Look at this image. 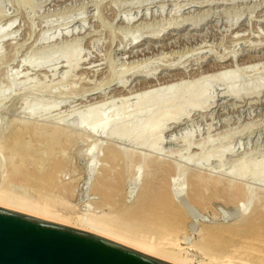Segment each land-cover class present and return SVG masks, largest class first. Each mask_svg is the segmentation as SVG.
I'll return each mask as SVG.
<instances>
[{
  "label": "rangeland",
  "instance_id": "1",
  "mask_svg": "<svg viewBox=\"0 0 264 264\" xmlns=\"http://www.w3.org/2000/svg\"><path fill=\"white\" fill-rule=\"evenodd\" d=\"M72 51L76 52L74 56L69 55ZM220 69L232 70L234 75L224 80L210 79V74ZM176 76L180 78L175 79ZM204 76L208 78L205 80ZM164 78L167 81L181 79L174 85L177 89L187 80L189 85L197 81L195 90L207 89L197 101L202 107L189 106L186 115L184 113L180 120L169 121L164 131L157 133V137L160 136L156 150L160 157L176 161L175 165L182 170L172 183L174 201L177 199L187 215L182 238L201 243L206 230L215 225L232 226L233 230L243 232L240 225L242 222L243 227L245 225L244 216L249 212L254 215L251 210L257 209L258 202L264 204V182L258 179L264 175V0H0V141L6 138L2 143H7L6 146L0 144V179L9 173L17 157L6 149L9 136L19 134L25 140L20 136L21 144L27 141L24 145L42 148L46 139L39 132L54 127L50 124L56 125L61 120L66 129H71L86 108L96 107V101L100 105L99 100L108 103L102 110L109 111L113 105L131 110L139 100L143 83L150 79L153 84L163 85L167 82ZM197 78L204 80L200 83ZM229 91L236 93L232 95ZM31 105L49 108L40 115H32ZM153 116L157 117L158 113ZM140 119L144 125V117ZM25 122L31 123L28 126L34 123V129L31 126L28 129ZM31 129L35 130V135L29 131ZM75 130H70L73 140L62 147L63 154H60L64 166L59 174L54 172L57 177L53 173L45 174L46 162L38 163L31 179L11 177L12 186L22 185L19 189L28 193H34L32 188L47 192L44 183L49 179L51 182H46L50 186L48 193L54 190L53 194L63 196L60 187L65 182L73 187V192L64 196L77 207L90 211H114L118 206L134 204L147 176L146 166L136 167L135 172L129 168L122 190L119 188L123 193L117 192L111 200L112 205L109 199L105 206L100 204L101 192L91 184L95 183L93 178L96 179L98 165L103 163L100 160L103 146L101 148L95 141L101 134L92 132V137L87 131L88 138L96 137L90 138V143L87 137L86 141L81 138L85 137L86 130L80 129L82 133L78 137L75 135L79 130ZM121 130L122 127L117 131ZM116 139H113L114 144L120 143L122 151L125 148L129 151L130 147L145 155L150 151L146 144L155 141L153 135L148 138L149 143L134 146L131 139ZM194 159H198V164L206 161L202 166L206 170L197 167ZM130 163L128 167L132 166ZM253 164L259 165L255 174L226 176L234 171L248 172ZM205 171L220 175L224 183L250 185L251 197L233 200L218 194L203 203L193 200V175L208 173ZM94 172L95 177L92 176ZM51 183L55 189L51 188ZM205 189V194L212 193L210 187ZM168 190L171 191L170 187ZM233 222L240 225L236 228ZM240 237L242 235L237 234L234 240L231 234L221 233L219 241H212L213 246L220 248L231 244V239L233 243L239 241ZM192 253L198 258L202 256L194 247Z\"/></svg>",
  "mask_w": 264,
  "mask_h": 264
},
{
  "label": "bare ground",
  "instance_id": "2",
  "mask_svg": "<svg viewBox=\"0 0 264 264\" xmlns=\"http://www.w3.org/2000/svg\"><path fill=\"white\" fill-rule=\"evenodd\" d=\"M72 52H73V55H71ZM72 52L69 54L70 56H74L75 55L74 53H76L75 51H72ZM69 58H72V57H69ZM69 64H72V63H70L69 61ZM233 75L234 74L232 70L230 72V70L227 71V69L225 70L220 69L219 72H214L213 74H210L211 77L210 76L209 77L210 79L217 78L220 80H224L227 78H231ZM177 77L178 79L180 78V76H176L175 79ZM206 78L208 77L206 76ZM164 79L166 80V78ZM172 79L170 81L166 80L167 82L163 80V82L164 81L166 82L165 84L162 83L163 85H160V83L159 85H156L157 83L153 84L152 79H151L152 81H150V79L149 81L147 80L145 83H143L142 89H140L141 95H139L140 98L138 96L139 100L135 102L133 109L128 110V111H125L121 108H116L114 105L111 107V109H109V111L102 110L103 107L108 103L104 101L102 102L101 100H99L100 101V105H99L98 104L99 102L96 101L94 103L95 105L97 104V106L94 107L93 105V107L91 106V108L89 107V109L86 108L87 111L84 114H82L80 118L77 121H75V123L71 127L72 131L73 129L79 130L77 131V133L79 132V134L75 133L76 137L81 136L80 134L82 133V131H80V129H84V131L86 130V133L85 134L83 133L85 137H83V135L81 137V138H84L85 141L87 137V131H88V134L89 133L91 134L92 132L93 133L99 132L102 135V136L100 135V138H98V140H95V141L99 142V143L97 142V144L101 148L103 146L102 152L104 151V153H103V156L101 154L102 158L100 157V160L103 163H100L98 165L97 167L98 173L96 172V169L94 170L97 173V176H96V179L93 178L95 183L94 181H92V183L94 184H91L92 186L93 185L95 186V189L97 188L101 192L100 204L104 203V206H105V201L109 199L110 200L109 203L112 205L111 200H113L114 196L117 194V192H119V188L121 187L120 190H122L123 188L122 185L125 184L124 176H125L126 171L129 170V168L130 169L132 168L131 170L135 172V169H137L138 167H141V166L143 167V165L146 166L147 176L145 175L146 178L143 179L142 188L139 185V189L141 188V190H139L140 194H138L139 193L138 191L137 196L139 195L140 196L136 199V202L134 204L132 203L131 205H126L123 207L122 206L119 207L117 204L119 209L118 208L117 210L114 209V211L113 210L104 211L103 209L100 211H96V210L90 211L85 208L81 209L77 207L78 205L71 203L66 198L67 195L66 197L64 196L65 193L70 194L69 193L70 191L71 193L73 192L72 191L73 187L67 186L65 182H63L65 185H62L61 187L57 185V187L58 188L60 187V190L64 192L63 196L57 195L56 193H55L56 195L53 194V191H54L53 189H52L53 190L52 193H48V189L50 188V186H49V183L46 184V182L49 179L44 183L45 186L46 185L48 186V187L46 186V189L48 188L47 192H42L38 190L37 186H35V188H37L35 190L32 188V191H34V193H28L26 192V190L19 189L20 186L22 185H18L19 187L17 186V188H15V186L14 187L12 186V183L10 180L11 177H22V178L31 179V176L34 173V169L36 165H38V163L46 162L48 164V167H47V164H45L47 168L45 174L51 175L53 173V176L56 174V173L54 174V172L57 171L58 173L60 168L64 166V159L60 153H62L61 152L62 147L66 143L71 142L72 135L74 136V134H72V132L70 131L71 129L69 128H68L69 130L66 129L67 126L64 127L63 126L64 124L60 123L62 121L59 120V123H57L56 125L50 124V127L51 126H54V127L48 129V126H47L48 130L45 129L46 132H44V130L43 132H39L40 134L42 133L41 135L44 136L46 139V142L42 148H40L41 146L40 147L33 146L32 144L30 146L28 145V143L24 145L27 141L25 143L22 141L23 144H21V138L23 139V136L20 135L21 136L20 138L19 134H17L19 137L9 136L10 140L7 137L9 143H8V148L6 149H9L11 152H13L12 155L15 154L14 156L16 157L17 155V157H16V160L13 163H11L10 165L11 167L9 168L10 170H8L9 173L7 172L8 173L7 175L3 174L2 178L0 179V205L9 207L15 210L23 211L25 213H29V214H32L38 217H43L46 219H50L52 221H57L60 223H64L70 226L83 229V230L101 235L103 237L112 239L119 243H123L130 247L136 248L140 251L149 253L151 255L160 257L162 259H166L168 261H171L177 264H264V221L262 220L263 212H264L262 210H264L263 209L264 204L262 205L260 204V202H258L260 207L257 205L255 207L257 208L255 209L256 212L254 210H251L252 212H254V215L249 212L244 216L245 217L244 227H243V224H244L243 222L241 223L242 225L237 224V225H240L241 228H244V231L242 229L241 231L243 232L241 233L239 229H236L237 222L236 223L233 222V224L236 226L235 229L237 231L233 230L234 227L232 229V226L227 227L224 225L223 226L215 225L213 227H209L208 231L206 230V232L203 230L206 233L205 234L206 236L205 238H203V240H201V243L200 241H196V242L193 241V243H191L182 238L181 232L184 230V228H186L185 227L186 225H184L186 223L185 221L186 214L183 211L184 210L183 206H181V204H179V202L176 201L177 199L174 201V198L172 195V183L174 181V178L176 177V175L181 169H179V166H177V164L175 165L176 161L171 162L170 160H166L160 157L158 151L156 150L159 145L158 139L160 136L159 135L157 137V135L162 132V130L164 129V126L169 121H172V120L176 121V119L180 120V117L184 115V113L186 115L187 113L185 112V110L189 106L195 109L198 108L201 104H199V102L197 101H200V97L203 96V94L207 91V89L203 87L201 89L195 90V85H196L195 82H197L195 78H194L195 82L192 83V85L194 86L187 84L188 83V80H187L186 81L187 83L185 82L186 84L184 86L181 84L179 88L177 89V85L176 86L174 85L180 82L182 77L179 81H174ZM203 80H199V82L201 83V81L203 82ZM198 83L197 85H199ZM229 93L233 95L236 92L232 93L229 91ZM182 96H184V98H182ZM180 101L182 103L178 104V102ZM48 108L49 107L47 108H40L36 106L32 107L31 105L30 113L32 115L34 114L38 115L39 113L40 115L41 112H44ZM155 112L158 113V116L154 118L153 114ZM140 117H144L143 119V123L145 122L144 125L141 124ZM137 120L140 122V124L136 123ZM25 123H27L28 129H30L31 125L28 126V124H31V123L30 122H25ZM54 124H55V121H54ZM25 126L26 124L24 125V128ZM120 127H122V130L118 132L117 130L118 128L120 130ZM38 128L41 129V126ZM33 129L29 131H33L34 133L35 130ZM37 132L38 130H36V133ZM40 134H37V135H40ZM155 134H156L157 140H156ZM153 135H154L155 141L151 140V142L153 141V143H150L147 146L146 143L147 142L149 143L148 138L152 137ZM92 137L94 136L92 135ZM90 138L91 136L88 139ZM114 138H117L118 140H122V141L125 139L127 140L131 139V142L133 143V145L135 144L136 146L140 144H144V145L146 144V149L150 148L149 150L152 152V154L150 153V151H147L149 152V154L146 152V155L143 152L139 153L140 151L138 149H136V151L138 150L139 152L138 151L135 152L132 149H129L130 147L128 148L130 152L127 151L126 148H125L126 152L124 151V149L122 151L120 148L121 146H119L120 143L114 144L115 142L113 140ZM91 139L94 140L96 139V137L94 139L93 138ZM91 139H90V143L92 142ZM103 139L108 140V141L104 143ZM111 140H113V143L111 142ZM5 141H6V138H5ZM5 141L2 140V142H5ZM2 142L0 141V144ZM125 142L126 141H124V144ZM128 142L130 143V141ZM6 144L7 143H2V145H5V146ZM97 144L93 143L94 146ZM158 150L160 151V149ZM9 156H10V152H9ZM209 158L207 157L206 161H209ZM126 159H129L128 161L132 163V166L128 167L129 162L127 161L128 163L127 165ZM197 160L198 159H194L195 163H197ZM206 161H204L203 164ZM203 164L197 163L196 166L199 167L200 169H204L205 167H202L204 166ZM262 164L264 165V162ZM258 166H259L258 164H253L250 168V171L248 172L238 173L234 171L233 174L226 173V176L227 177L228 176L244 177V176H247L248 174H255V168ZM44 169L45 168H41V170H44ZM41 170L39 171L40 173H42ZM63 170L64 169H62V171ZM141 171L142 169L139 172ZM208 171H205V172H208ZM95 172L93 173L92 176L96 174ZM212 173L213 172H208V173L197 172L193 175L194 177L192 178L193 180H192V192H191L192 193L191 197L193 198V200L202 201L203 203V202L210 200V198L212 197L214 198L218 194L219 196L220 194H222L226 196L227 198L233 199V200L238 199L239 197L242 199L245 198V196H247L248 199L251 197V192H250L251 189L249 188L250 185L242 186V184H237L234 182L224 183L225 181L223 182V179H222L223 177L221 178L220 175L219 177L215 176ZM58 174L55 175V177H57ZM178 175L180 176L181 173H179ZM45 177H48V176H45ZM55 177H54V181L56 179ZM135 178H139V177H135ZM258 179L260 182H264V175ZM82 180H83V177H82ZM32 181H35V179ZM42 181H45V179ZM48 182H51V180H49ZM35 184L37 185V183ZM167 184L170 187L171 191L168 190L169 188L168 186H167L168 188L166 187ZM70 185H73V184L71 183ZM206 187L211 188V191H212L211 194L208 195L204 193V189ZM51 188H54L52 187V183H51ZM137 188H138V185H137ZM209 190L210 189H208V191ZM188 191L190 190L188 189ZM120 192L118 194L121 195L123 192L122 193ZM234 203H237V202H234ZM113 204H116V203H113ZM112 208H116V207H112ZM244 217H243V220H244ZM200 233H203V232H201L200 230ZM221 233H224V235H226V233L231 234L233 239L237 234L238 235L241 234L242 237L239 238L240 239L239 241L236 238L237 241L235 242L237 243L235 242L233 243L235 239L234 240L231 239L232 241L231 244L227 243L226 246L223 245L222 247L220 245L221 246L220 248H216L217 246L214 247L213 242L215 240L217 241V239L219 241ZM225 241L229 242V240L227 241V239ZM193 247L201 251L202 256H200V258L196 257V254L192 253Z\"/></svg>",
  "mask_w": 264,
  "mask_h": 264
},
{
  "label": "water",
  "instance_id": "3",
  "mask_svg": "<svg viewBox=\"0 0 264 264\" xmlns=\"http://www.w3.org/2000/svg\"><path fill=\"white\" fill-rule=\"evenodd\" d=\"M0 264H177L101 235L0 205Z\"/></svg>",
  "mask_w": 264,
  "mask_h": 264
}]
</instances>
